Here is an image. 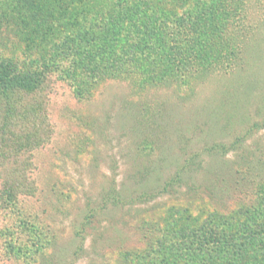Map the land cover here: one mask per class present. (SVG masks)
I'll return each instance as SVG.
<instances>
[{"label":"rangeland","instance_id":"1","mask_svg":"<svg viewBox=\"0 0 264 264\" xmlns=\"http://www.w3.org/2000/svg\"><path fill=\"white\" fill-rule=\"evenodd\" d=\"M23 1L0 60L47 82L0 156V264H264V0Z\"/></svg>","mask_w":264,"mask_h":264},{"label":"trees","instance_id":"2","mask_svg":"<svg viewBox=\"0 0 264 264\" xmlns=\"http://www.w3.org/2000/svg\"><path fill=\"white\" fill-rule=\"evenodd\" d=\"M42 0H26L23 1L29 5V9L33 13L39 14L41 10L40 4ZM118 0L115 6L121 7L125 5L132 6L135 10L139 6L141 11H146L150 8L149 4H142V0ZM129 12H132L129 10ZM128 14L126 15H130ZM47 75L37 72H19L9 60H0V156H6V148L8 146L18 150V143L22 145L21 139L28 137L27 132L16 133L13 129L27 122H34L38 114V103H40L39 93L45 89ZM39 100V101H38ZM27 135V136H26ZM25 136V137H24ZM38 141V140H37ZM10 142H17L16 145H11ZM29 143V139L23 142ZM39 145V142L37 143ZM12 151H10L11 154ZM17 185H19L17 183ZM224 246V245H223ZM222 248V247H221ZM218 252L226 250L221 249ZM212 250V249H211ZM199 261L194 264H199ZM148 264H153L148 262ZM158 264H180L179 262H168L165 255L162 256L161 262Z\"/></svg>","mask_w":264,"mask_h":264}]
</instances>
